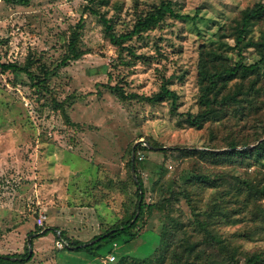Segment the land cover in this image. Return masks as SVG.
Instances as JSON below:
<instances>
[{"label":"rangeland","instance_id":"obj_1","mask_svg":"<svg viewBox=\"0 0 264 264\" xmlns=\"http://www.w3.org/2000/svg\"><path fill=\"white\" fill-rule=\"evenodd\" d=\"M162 1L0 0V61L31 60L37 74L42 67L53 72L42 83L0 72V253L24 252L29 224L38 227L43 218L53 227L49 218L62 208L83 217L91 208L93 221L88 215L76 226L86 242L128 219L138 200L133 153L145 186L135 229L141 234L119 240L117 256L147 258L159 233L164 238L154 260L125 264H180L174 251L188 244L195 250L187 264H227L223 246L235 250L237 264L264 253V159L211 154L233 143L253 149L264 139V68L229 81L211 116L191 123L204 109L200 66L260 59L255 48L240 55L233 46L243 11L264 0H171L177 12L196 18L167 17L120 46L105 35L100 15L126 33ZM75 29L83 55L62 64ZM263 34L264 19L249 36ZM163 81L179 94L174 109L170 100L146 99ZM52 238L39 240L43 252L26 264H100L86 251L54 248ZM37 246L35 240V253Z\"/></svg>","mask_w":264,"mask_h":264},{"label":"trees","instance_id":"obj_2","mask_svg":"<svg viewBox=\"0 0 264 264\" xmlns=\"http://www.w3.org/2000/svg\"><path fill=\"white\" fill-rule=\"evenodd\" d=\"M8 2H13L15 4L28 5L31 0H5ZM93 14L98 15V10L94 8H87ZM101 20L104 24L105 35L110 39V41L114 45H122L127 40H131L134 37H141L144 32L153 30L157 25L163 22L167 17H173L176 19H192L194 20L196 16H191L189 14H181L177 12L173 7V2L171 0H163L159 5L154 7L145 15H140L137 21L135 22L132 29H130L126 33L117 34L114 31V26L110 22L108 18L104 15H100ZM264 19V1L257 2L253 7L248 8L243 11V15L241 21L238 23L239 25L236 28L235 32V45L233 46L238 50L239 54L242 55L244 51L249 48H255L260 53V59L253 63L246 64L243 61L236 62L232 66L227 65H219L218 63H206L200 66L199 75H200V84H201V95H200V103L201 106L204 107L203 111L199 113L194 119H191V123L196 126H200L203 124L204 120L211 116L214 111V105L220 103L218 100V96L225 88L227 83L231 80L237 78H246L248 75L258 73L264 68V34L260 39H254L252 36H249L252 30L253 24L258 21ZM81 23L77 25V27H81ZM83 51L79 47V32L77 29L72 34L70 42L68 44V52L63 57L61 63L65 64L72 60H78L82 57ZM32 61L29 63L21 64L17 62H1L0 61V72L1 73H21L25 74L32 83H42L49 80L53 72L47 68H41V74H37L32 69ZM121 97L125 98V94L121 92ZM179 98V94L169 87V82L163 81L161 84L160 90L155 93L153 96L147 97L146 99L150 102H163L166 100H170L172 103V108H176L177 101ZM224 99V98H222ZM229 99H232L229 97ZM230 150L223 151L221 153H211L213 155L224 154L225 156H230L231 158H260L264 159V139L260 141V143L254 147L253 149H242L237 150V143H233L230 146ZM164 149V148H163ZM135 148V152H136ZM136 158L133 164L132 160L130 161L131 168L134 166L136 177L133 174V180L135 185L137 186V205L136 209L132 213V215L125 220H119L114 225L108 227L101 234H98L93 237L97 239L93 244L84 245L87 242H83L80 240H74L70 238L65 230L60 229L59 227L53 226H44L37 227L28 233L35 234L32 238V246L35 238H39L42 236L48 235L50 232L54 233L57 240H62L66 242V244L59 249H67L68 251H86L88 255L93 257L95 260H99L100 264H125L127 258H135L130 255H122L120 257L117 256V247L118 241L123 239L124 243L134 240L137 238L141 232H135V229L138 226L139 220L143 218V211L145 208V186L143 180L137 174V165ZM133 172V171H132ZM197 180L202 182H210L211 180L207 176H197ZM260 196L264 197V186L260 188ZM99 202V201H98ZM139 213L137 214V212ZM104 227V226H103ZM107 234V235H105ZM160 237V245L163 241L164 236L159 233ZM160 245L155 249V251L147 258H135L140 259L143 262L146 260L152 261L156 256L157 251ZM72 246V247H68ZM191 245L188 244L186 248L182 252L174 251L176 255L173 257L177 262L180 261V264L186 261L185 264L188 263V259L191 256H194V250L189 248ZM222 251H225L228 255L227 264H237L236 261V252L233 249L226 248V246L222 247ZM187 252V255L184 253ZM179 253V254H178ZM114 255L115 260L110 261L108 256ZM35 256V252L32 248L30 251V247L28 242L25 245V251L22 253H0V264H26L31 261ZM197 256V255H196ZM186 258V259H185ZM101 259V260H100ZM108 259V260H106ZM106 260V261H105ZM264 264V253H253L250 255L246 264ZM226 264V263H224Z\"/></svg>","mask_w":264,"mask_h":264},{"label":"crops","instance_id":"obj_3","mask_svg":"<svg viewBox=\"0 0 264 264\" xmlns=\"http://www.w3.org/2000/svg\"><path fill=\"white\" fill-rule=\"evenodd\" d=\"M85 210H82V211H85L84 213L86 214V217H83L82 215H78L76 216V210L74 207H67V208H62V210H60V213H58V215H52L49 220L52 221L53 225L56 226V227H59L60 229L62 230H65L67 235L72 238V239H80L81 241L83 242H86V240H82V238L79 236L80 234H82L83 232H80L76 229V226L77 225H85V223L88 222L89 219H87V216H91V221H93V214L91 212V208H88V207H84ZM75 213V215H74ZM100 217V216H99ZM48 219V218H47ZM102 223V222H101ZM101 228H103V225H101ZM46 226H48V220L46 221ZM45 224H43L45 226ZM40 227V226H38ZM36 227H35V224L33 226V224H29V226L27 227V233L31 232L32 230H34ZM95 236L98 235V232H95ZM49 237H53L51 240L53 241V247L54 248H57L56 246V242L58 241L56 239V236L52 234H48L46 236H42V237H39V238H35L34 241L36 240V243H37V248H36V255H39L40 253L43 252V248L39 246L38 242L39 240L43 239V238H49ZM35 252V251H34ZM19 253H22L21 251ZM1 254H4V253H1ZM7 254V253H5Z\"/></svg>","mask_w":264,"mask_h":264},{"label":"water","instance_id":"obj_4","mask_svg":"<svg viewBox=\"0 0 264 264\" xmlns=\"http://www.w3.org/2000/svg\"><path fill=\"white\" fill-rule=\"evenodd\" d=\"M132 162H133V164H134V162H135V153H133ZM132 171H133V174H134V176H135V178H136V173H135L134 166L132 167ZM138 213H139V211L137 212V214H138ZM105 235H107V234H105ZM34 236H35V234H30V235H28V238H27V242H28V244H29L30 251H32V242H31V240H32V238H33ZM96 240H97V239L91 240L90 242H88V243H86V244H84V245H87V244H93L94 242H96ZM68 247H72V246H68Z\"/></svg>","mask_w":264,"mask_h":264},{"label":"built area","instance_id":"obj_5","mask_svg":"<svg viewBox=\"0 0 264 264\" xmlns=\"http://www.w3.org/2000/svg\"><path fill=\"white\" fill-rule=\"evenodd\" d=\"M38 224H39L40 226H42V225L44 224L43 218H40V219H39ZM65 244H66V242H64V241H62V240H58V241L56 242V246H57L58 248H62ZM109 260H110V261L115 260V256H114V255L109 256Z\"/></svg>","mask_w":264,"mask_h":264}]
</instances>
